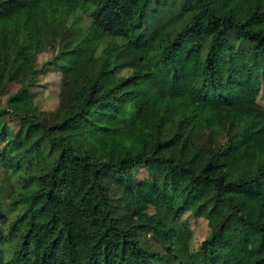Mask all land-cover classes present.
<instances>
[{"label":"trees","instance_id":"trees-1","mask_svg":"<svg viewBox=\"0 0 264 264\" xmlns=\"http://www.w3.org/2000/svg\"><path fill=\"white\" fill-rule=\"evenodd\" d=\"M263 77L264 0H0V264H236L233 218L264 264Z\"/></svg>","mask_w":264,"mask_h":264},{"label":"rangeland","instance_id":"rangeland-1","mask_svg":"<svg viewBox=\"0 0 264 264\" xmlns=\"http://www.w3.org/2000/svg\"><path fill=\"white\" fill-rule=\"evenodd\" d=\"M109 78V77H108ZM56 76L50 73L47 76L46 81L55 80ZM180 86L190 90L191 96V105L188 108L187 115L189 119H192L196 108L199 104L206 102L208 100H217L215 95L211 92L203 91L202 87L198 83V79L195 76H191L187 79L175 80L170 84V87ZM17 85L9 84L8 89L14 91ZM234 92L227 94V97L231 99L234 98ZM138 96V90H129L123 96V99L115 102L112 105L98 107V112L93 114L92 120L94 123L100 125L101 127H107L109 123L110 116L116 112V110L121 107L122 103L130 100H134ZM260 104L264 105V77L261 90V99ZM232 109L236 113L240 114H251L252 110L244 104L235 102L232 106ZM75 122L71 127H83L84 122ZM127 178L123 182V187L126 194L131 197L137 209V218L142 221H147L150 223H156L157 218L155 216L153 205L158 201L157 195H152L149 190H143L137 186V182L146 176V171L144 167H135L128 168L124 173V177ZM136 180V181H135ZM201 224V223H199ZM235 225L238 226L236 218H233L230 222L227 231H224L223 235L220 238V247L228 246L230 248V255L234 257L236 264H249L253 258L256 257L258 250V240L252 235L241 232V229H235ZM241 227V226H238ZM245 229V228H244ZM196 240H199L205 235V230L202 225H199L197 232ZM258 236V235H257ZM264 248V246H263Z\"/></svg>","mask_w":264,"mask_h":264}]
</instances>
